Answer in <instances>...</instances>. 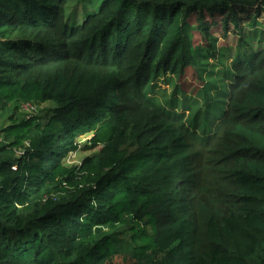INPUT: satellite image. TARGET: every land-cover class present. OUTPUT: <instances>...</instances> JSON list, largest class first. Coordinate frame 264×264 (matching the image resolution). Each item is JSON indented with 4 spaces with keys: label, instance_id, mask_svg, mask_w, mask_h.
<instances>
[{
    "label": "trees",
    "instance_id": "obj_1",
    "mask_svg": "<svg viewBox=\"0 0 264 264\" xmlns=\"http://www.w3.org/2000/svg\"><path fill=\"white\" fill-rule=\"evenodd\" d=\"M69 3L0 0V111L58 106L45 123L1 129L0 264H264V80L249 87L264 47L233 61L246 66L236 82L225 72L230 94L207 83L197 99L141 98L151 79L192 62L196 35L210 49L209 34L230 26L258 35L264 0H102L73 19ZM192 127L223 167L191 154ZM81 150L92 153L79 161ZM191 162L199 174L179 179Z\"/></svg>",
    "mask_w": 264,
    "mask_h": 264
},
{
    "label": "rangeland",
    "instance_id": "obj_2",
    "mask_svg": "<svg viewBox=\"0 0 264 264\" xmlns=\"http://www.w3.org/2000/svg\"><path fill=\"white\" fill-rule=\"evenodd\" d=\"M102 0H70V3L67 5V16L69 19H73V13L78 12L79 17H83V9H87L86 12L91 10H97L99 8L100 3ZM83 10V11H82ZM261 14L257 17V27L256 30L259 32L258 35L253 36L254 29L249 24H244L243 26V33H240V31H237L234 26H230V32L227 35L224 34V31H218V32H211L209 34L210 36H213L217 39V41L211 46H207L204 37L200 35H196L194 37V40L192 42L193 44V53H192V62L188 63L186 62V67L179 71L177 74H163L162 76H159L156 80L151 79L148 84L143 88L144 94L142 95V99H147L156 102L157 104L166 106L169 105L170 102L174 99V96L177 94L176 98H183L184 95L187 98L190 99H197L200 96L201 91H204V87L207 83H210L214 88V90H220L223 93L230 94L232 93V87L229 84V80L231 77L226 75V71L230 69L233 77V82L239 80V77L241 75V71L246 68V66L242 68H238L237 70H232L230 67L236 58L247 52L249 48H263L264 47V12H260ZM194 17V16H193ZM192 17V22L194 21ZM216 22H218V26H220V17H216ZM210 49V50H209ZM210 75L212 77H210ZM248 79V77L246 78ZM264 80V73L259 75L256 78H252L249 80V87L255 85L258 81ZM209 81V82H207ZM145 82V81H144ZM238 97H241L242 94L238 92ZM215 94L212 93L211 99L214 102L216 98H213ZM224 101L230 103L229 100ZM39 111L36 115H30L23 113L19 110V108H6L5 110L0 111V128L5 129L8 125L13 124L14 120L16 121H23L25 119H38L39 122L45 123L48 119V117L51 115L53 111L58 109V106L55 103L49 102L44 105H39ZM140 108H135L132 110L131 116L133 117L134 123H138L139 120V112ZM145 113V119H148V114ZM189 112H187L188 116ZM236 118L241 120L240 114H235ZM137 117V118H136ZM187 125V122H186ZM188 127V126H187ZM190 131L191 128L189 127ZM138 131L140 133H143L145 136H148L150 132L153 131L152 125L149 123L148 127H144L141 125L138 128ZM189 133V132H188ZM213 133V131H212ZM1 137L5 138L6 134L3 136L2 132L0 133ZM203 132L202 130L196 131L192 127V132L190 133V136L193 140H195L194 145L198 147V150L195 149L192 145V142L190 141V145L192 147L191 154L193 155L195 153V156H202L203 153L211 152V161L212 163H215L214 167H223L220 166L223 162V157H217V152L219 149L217 148H210L205 149L207 145L205 144L206 141L202 142V136ZM212 134H210V137ZM89 137V136H87ZM87 137H82L80 139V142L86 143ZM209 138L208 141H209ZM11 138L7 139L10 140ZM228 139V138H226ZM212 140V139H211ZM210 140V141H211ZM229 141V139L227 140ZM132 144V140L129 139L128 141H124L121 143V146H123L125 149H128L130 145ZM92 152L81 150L78 154V160L82 161L83 158ZM11 149H6L2 153V161H5L7 159H10L11 156H13ZM194 158V157H193ZM175 159H178L180 161V157L176 156ZM180 164V162H179ZM195 167H199V164L197 162H191L186 166L184 169V172L180 175V169L178 170V177L181 180H185L186 178H196V175H198V170H196ZM199 178V177H198ZM197 178V179H198ZM208 178V176L200 177L198 179V184L204 182ZM226 183H230L229 181ZM187 188V186H186ZM197 189L196 186L188 187V191H190V194L192 195L193 192ZM201 195V193H200ZM200 197V196H199ZM203 197V195H201ZM198 212V213H197ZM195 212V220L198 222L196 227L201 231L203 228L202 222H201V216H199L200 211L198 210ZM225 247L231 251V246L227 243H224ZM119 262H121L120 259H118Z\"/></svg>",
    "mask_w": 264,
    "mask_h": 264
},
{
    "label": "built area",
    "instance_id": "obj_3",
    "mask_svg": "<svg viewBox=\"0 0 264 264\" xmlns=\"http://www.w3.org/2000/svg\"><path fill=\"white\" fill-rule=\"evenodd\" d=\"M20 108L23 112H25L26 114H30V115H36L39 111V107L37 105L30 104V103H23L21 104ZM0 133H1V128H0ZM1 141H2V137L0 136V142ZM29 148H30V142H25L22 147L15 150V156L17 158L23 157ZM73 156L74 158L76 157V155H73ZM13 170H17V165L13 167Z\"/></svg>",
    "mask_w": 264,
    "mask_h": 264
}]
</instances>
